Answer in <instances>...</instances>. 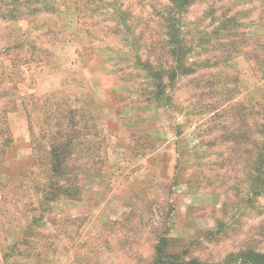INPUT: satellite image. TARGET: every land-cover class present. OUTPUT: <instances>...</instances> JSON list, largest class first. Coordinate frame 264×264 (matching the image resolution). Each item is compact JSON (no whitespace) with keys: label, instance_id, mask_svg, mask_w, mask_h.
Returning <instances> with one entry per match:
<instances>
[{"label":"rangeland","instance_id":"374dc122","mask_svg":"<svg viewBox=\"0 0 264 264\" xmlns=\"http://www.w3.org/2000/svg\"><path fill=\"white\" fill-rule=\"evenodd\" d=\"M52 1L57 8L55 14H40L29 21L2 17L1 1L0 50L7 45L13 50L17 44L20 47L12 51L14 55L32 56L33 61L23 63L22 59L21 64H16L20 92L37 97L53 92L68 94L77 110L89 117L88 125L100 132L102 157L80 200L61 199L49 204L51 211L45 216L54 217L57 225L35 226V249H26L20 242L24 227L37 213L23 214L19 206L6 201L5 189L0 188V264H150L156 227L172 238L194 242L189 248L190 256L208 264H223L226 255L242 247L247 236H253L256 246L264 251V230L259 227L264 224L263 198H257L251 208L239 197L231 204L238 187L231 178L235 171L229 172L231 166L218 169L216 164L211 165L220 160L219 154H226L225 147L213 151L198 144L202 138L199 129L210 123L208 119L213 114L204 113L198 107L201 101L197 95L193 97V92L199 93L203 87L194 89L190 76L180 79L173 107L148 104L144 101L147 94L137 91L148 84L134 65L136 45L132 47V38L155 26L154 20L148 27L142 26V17L154 14L153 0H145L141 13L140 6L134 5L137 1L131 0L141 19L127 23L133 34L123 30L119 35L99 33L89 23L79 31L71 0ZM121 1L125 7L128 0ZM217 1L220 7L226 0ZM110 4H101L95 19L106 24L112 18ZM233 5L234 10L251 8L248 17L242 19L249 43L264 42V1L234 0ZM205 6L196 3L189 7L186 20L194 21L192 27L211 28L209 18L200 19ZM114 23L116 18H112ZM38 48L49 53L48 60H36ZM204 56L192 54L190 58ZM119 69L124 70V75L117 73ZM199 70L202 74L221 73L222 78L217 77L219 82L215 83L219 92H224V74L233 76L236 84L232 82L231 87L235 85L238 92L233 100L264 98L256 92L264 87L262 60L241 55L225 67ZM123 76L127 81H121ZM225 97V93H219L212 99L221 101ZM193 103L195 108H191ZM30 119L23 109L10 113L13 141L1 170L3 166L9 172L21 170L31 161L29 123L36 124V130L42 124L40 118L32 116V122ZM241 166L234 169L239 178ZM233 185L237 186L232 188ZM244 188L239 186L237 192ZM133 209L142 216L143 224L129 225L132 231L119 227L117 222L125 220ZM66 218L72 222H64ZM210 231L216 232L214 240H208Z\"/></svg>","mask_w":264,"mask_h":264},{"label":"trees","instance_id":"16d2710c","mask_svg":"<svg viewBox=\"0 0 264 264\" xmlns=\"http://www.w3.org/2000/svg\"><path fill=\"white\" fill-rule=\"evenodd\" d=\"M1 1L4 11L2 17L11 19L29 21L40 14H55L57 10L52 0ZM136 1L134 5L140 6L139 12H143L145 0ZM233 1L226 0L219 7L216 6L217 0H155L156 4L153 0L151 7L154 14L149 18L142 17V26L148 27L147 24L153 20L155 26L147 33L143 29L133 35L131 45L133 48L136 45L134 65L143 72L144 81L148 84L146 89L139 87L137 90L147 94L144 98L146 103L173 107L176 84L188 76L191 77L190 83L194 89L198 85L203 87L199 93L193 92V97L197 95L198 102L201 101L198 107L204 113L213 111V114L208 119L210 123L205 128L201 127V131L199 129L202 138L198 144L213 151L220 146L225 147L226 154H219L220 160L211 162V165L216 164L218 169L231 166V170L228 168L229 172L236 173L231 177L234 183L237 182L238 187L245 186L243 192H237L238 187L233 191L231 204L239 197L240 202L251 208L257 198L262 197L264 200V98L258 101H253L252 98L247 101L233 100L238 93L235 85L231 87L232 82L236 84L233 76L224 74L225 80L221 81L224 82V92H219L215 83L219 82L217 77L222 78L221 73L214 75L211 72H199L200 67H225L241 55L249 60L264 61V42L249 43L246 25L242 20L248 17L251 8L234 10ZM116 2L120 4L115 6ZM128 2L123 7L121 0H71L75 26L81 31L89 23L99 33L119 35L124 30L133 34L127 23L132 19H141V15H136L133 3L131 0ZM110 3L113 5L110 8L113 12L111 17L116 18V23L112 24V18H108L106 24L95 19L96 13L102 8L101 4L111 5ZM196 3L206 5L200 19L209 18V30L207 26L192 27L194 21L186 20L189 7ZM218 7L221 8L220 12ZM19 47L16 44L13 50ZM13 50L9 45L0 50V176L4 175V178H0V188L5 189L3 197H6V201L19 206L23 214L37 213L24 227L20 242L26 249H35L34 239L37 240L38 237L37 230L34 232L35 226L39 223L42 227L49 225L53 228L57 225L54 217L45 216L51 211L49 204L61 199L78 201L82 198L86 182L93 176L98 169L96 165L101 161L102 138L98 130L88 125L89 117L80 113L75 104L71 103L68 94L53 92L44 97L22 94L16 80V64L22 59L23 63L31 62L33 58L31 55H14ZM192 54L205 56L196 60L190 58ZM48 55L49 53L40 49L36 60H48ZM118 71L117 73L124 75V70ZM123 77L121 81H127L126 76ZM263 88H257L256 92L264 97ZM231 92L234 94L231 95ZM219 93H225L226 97L221 101H214ZM191 108H195V104ZM19 109L25 110L31 122L32 116L34 119L40 118L42 125L36 130V124L29 123L33 151L31 161L23 169L9 172L4 166L1 170V164L13 141L8 123L9 115ZM238 165L239 169L242 165L240 178L234 170ZM201 179L206 181L202 175ZM236 186L233 185L232 188ZM225 205L226 199L222 208ZM63 221L71 223L72 219L66 218ZM141 221L142 216L133 209L117 225L129 228V225L134 224L136 227L137 224H143ZM259 227L264 230L263 223ZM129 230L134 228L130 227ZM154 231L156 236L150 264H208L196 256H190L189 248L194 242L172 238L167 231H161L157 227ZM213 235L216 232H208V240H214ZM256 242L253 236L245 237L242 247L229 252L222 263L264 264V251L256 246Z\"/></svg>","mask_w":264,"mask_h":264}]
</instances>
